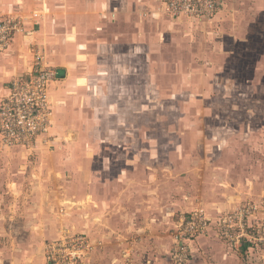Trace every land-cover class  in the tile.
I'll list each match as a JSON object with an SVG mask.
<instances>
[{"label": "crops", "instance_id": "obj_1", "mask_svg": "<svg viewBox=\"0 0 264 264\" xmlns=\"http://www.w3.org/2000/svg\"><path fill=\"white\" fill-rule=\"evenodd\" d=\"M161 1L0 0V17L17 14L32 20L34 12L39 13L35 19L36 40L44 47L48 62L57 73L49 89L52 125L47 135L55 149L49 152L39 143L31 151L19 147L9 149L25 162L36 164L25 169L26 174L11 168L6 184L9 192L26 196L23 201L19 200V206L28 203L33 209L28 214L29 225L37 239L43 241L42 257L34 264H45L44 245L62 230L84 233L100 242L82 264H123L121 253L128 248L127 241L135 233L140 242L134 246V264H170L171 231L176 220L171 208H167L170 213L165 217L149 212L146 194L149 189H155V193L159 186L149 185L150 174L134 165L137 157L127 151L130 134L123 131L120 143L125 146L108 145L114 136L97 140L94 135L90 139V133L98 127L124 123L115 117L116 112L123 110L119 98L130 103L132 91L121 82L131 79L135 63L133 46H143L131 33L132 15L142 12L140 17L144 18L159 14L158 18L185 21L172 20L158 12ZM263 16L264 0H227L215 18L205 23V28L215 29L219 25L227 40L241 46L251 41L253 29ZM261 57L264 63V55ZM29 60L25 39L16 36L10 47L0 53L1 94L12 77L27 70ZM255 89L257 92L258 88ZM119 153L121 159L131 161L112 166L120 159ZM91 157L98 161V166L91 165ZM5 159V153L0 152V161ZM12 159L19 160L13 155ZM105 160H109L110 166ZM4 175L7 173L0 172V176ZM35 177H41L43 183L36 182ZM60 209L63 213H59ZM211 209L209 215L216 218L230 207L220 204ZM157 210L165 212L159 205ZM258 217L261 223L262 212ZM244 248L241 252L240 246L232 247L214 234L198 238L191 244L192 259L188 264H252L243 258ZM257 259L262 262L257 264L264 263L263 256Z\"/></svg>", "mask_w": 264, "mask_h": 264}, {"label": "rangeland", "instance_id": "obj_2", "mask_svg": "<svg viewBox=\"0 0 264 264\" xmlns=\"http://www.w3.org/2000/svg\"><path fill=\"white\" fill-rule=\"evenodd\" d=\"M141 13L132 15L131 33L143 46H133L131 79L121 82L132 96L130 103L119 98L123 110L115 116L124 123L98 127L90 139L109 135L114 137L108 145L125 146L120 143L123 131L130 134L127 151L137 157L134 165L147 170L149 185L159 186L146 194L151 214L165 217L171 208L177 220L195 209L209 214L220 204L232 209L260 202L264 216V16L251 41L240 46L227 40L219 25L207 29L206 24L173 22L159 14L144 18ZM0 152L7 157L0 161V172L7 173L0 176V264H34L42 257L43 241L29 225L33 209L28 203L19 206L26 196L14 195L6 184L11 168L26 174L36 164L9 149L0 147ZM117 157L112 166L131 161L121 159L120 153ZM91 160L93 167L99 165ZM103 162L110 166L109 160ZM34 180L43 183L41 177ZM260 220L258 234L263 235L264 218ZM242 247L245 260L261 262L257 258L264 257V245L243 242L239 251Z\"/></svg>", "mask_w": 264, "mask_h": 264}, {"label": "built area", "instance_id": "obj_3", "mask_svg": "<svg viewBox=\"0 0 264 264\" xmlns=\"http://www.w3.org/2000/svg\"><path fill=\"white\" fill-rule=\"evenodd\" d=\"M227 0H162L158 12L172 19H184L196 25L211 22ZM17 14L0 17V53L5 52L16 36L25 39L30 60L25 72L7 82L4 94L0 93V147L2 149L23 148L33 150L37 143L49 152L55 149L47 136L52 125V101L50 84L56 71L47 59L46 51L36 40V18ZM114 19V16L111 17ZM260 202H247L212 218L202 209L182 214L171 231L170 264H188L192 259L191 244L198 238L214 234L232 247L243 242L264 245V234L260 235ZM63 213V209L59 210ZM258 225V226H257ZM137 239L130 238L129 246L122 252L123 264H134ZM100 242L91 240L80 232L62 230L55 239L43 248L45 264H82L89 259Z\"/></svg>", "mask_w": 264, "mask_h": 264}]
</instances>
